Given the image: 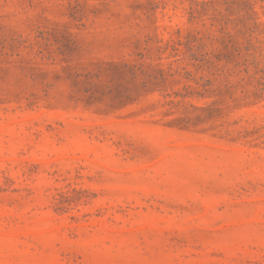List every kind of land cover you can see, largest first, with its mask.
I'll list each match as a JSON object with an SVG mask.
<instances>
[{"label": "rangeland", "instance_id": "1", "mask_svg": "<svg viewBox=\"0 0 264 264\" xmlns=\"http://www.w3.org/2000/svg\"><path fill=\"white\" fill-rule=\"evenodd\" d=\"M0 264H264V0H0Z\"/></svg>", "mask_w": 264, "mask_h": 264}]
</instances>
